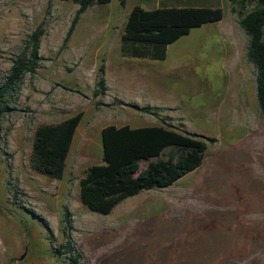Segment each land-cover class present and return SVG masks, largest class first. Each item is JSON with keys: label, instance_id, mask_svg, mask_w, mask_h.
Here are the masks:
<instances>
[{"label": "rangeland", "instance_id": "rangeland-1", "mask_svg": "<svg viewBox=\"0 0 264 264\" xmlns=\"http://www.w3.org/2000/svg\"><path fill=\"white\" fill-rule=\"evenodd\" d=\"M129 1L87 8L68 34L73 1L0 0V86L41 31L35 70L0 118V264H264V121L237 24L255 0L233 12L226 0L187 1L219 8L222 19L168 45L162 61L120 54ZM165 1L139 6L186 3ZM98 80L104 90L94 97ZM75 114L61 179L33 172L34 129ZM108 125H164L214 142L193 172L100 216L79 203L78 179L100 163L99 131Z\"/></svg>", "mask_w": 264, "mask_h": 264}, {"label": "trees", "instance_id": "trees-1", "mask_svg": "<svg viewBox=\"0 0 264 264\" xmlns=\"http://www.w3.org/2000/svg\"><path fill=\"white\" fill-rule=\"evenodd\" d=\"M73 1L78 8L68 34L80 14L93 5H107L111 0ZM231 6L246 0H226ZM123 2V0H121ZM238 18L237 24L247 38L245 57L255 72L254 94L257 110L264 121V0ZM222 19L219 8L163 7L143 10L133 6L125 16L118 46L123 57L162 61L166 48L191 29L214 24ZM39 29L28 38L29 58L11 67L0 86V118L6 113L7 96L24 74H33L36 67ZM92 95L103 92L98 80ZM80 120L75 114L55 124L38 125L32 135L29 168L42 176L60 180L73 134ZM214 140L201 135L179 132L168 126L130 128L108 125L99 131L100 163L87 167L78 179L79 203L90 213L106 216L123 200L143 191L161 190L197 169L203 159L207 143ZM167 150L163 159L164 151ZM144 167L140 168L139 164ZM66 248L67 252L71 249Z\"/></svg>", "mask_w": 264, "mask_h": 264}, {"label": "crops", "instance_id": "crops-1", "mask_svg": "<svg viewBox=\"0 0 264 264\" xmlns=\"http://www.w3.org/2000/svg\"><path fill=\"white\" fill-rule=\"evenodd\" d=\"M125 1V0H124ZM175 1L176 0H166L165 1V4L166 5H172V3H175ZM179 2L178 3H180V1H182V0H178ZM187 1H189V2H191L192 3V0L190 1V0H185V2L186 3H181L180 5H177L176 7H174V8H183V7H185V8H200L199 6H197V7H192V4H187ZM130 2V5H131V8L133 7V6H139L140 5V0H130L129 1ZM140 7V6H139ZM213 8L214 6L213 5H209V7L208 8ZM130 8V9H131ZM116 127H118V126H116ZM146 127H148V126H146Z\"/></svg>", "mask_w": 264, "mask_h": 264}]
</instances>
